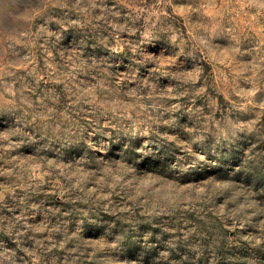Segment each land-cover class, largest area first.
I'll list each match as a JSON object with an SVG mask.
<instances>
[{
  "label": "rangeland",
  "instance_id": "rangeland-1",
  "mask_svg": "<svg viewBox=\"0 0 264 264\" xmlns=\"http://www.w3.org/2000/svg\"><path fill=\"white\" fill-rule=\"evenodd\" d=\"M0 264H264V0H0Z\"/></svg>",
  "mask_w": 264,
  "mask_h": 264
}]
</instances>
